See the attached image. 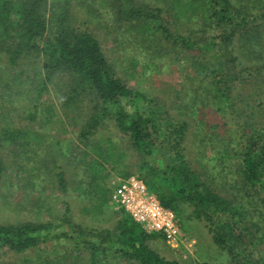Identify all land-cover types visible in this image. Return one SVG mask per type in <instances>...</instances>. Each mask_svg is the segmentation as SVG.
Masks as SVG:
<instances>
[{
    "label": "rangeland",
    "instance_id": "rangeland-1",
    "mask_svg": "<svg viewBox=\"0 0 264 264\" xmlns=\"http://www.w3.org/2000/svg\"><path fill=\"white\" fill-rule=\"evenodd\" d=\"M68 2L70 25L86 29L115 75L161 108L163 125L173 118L189 121L183 143L187 160L207 189L239 206L237 224L236 218L224 215L218 220L227 218L225 224L246 225L262 234L264 200L255 194L256 184L242 180L239 159L252 152L258 172L264 168V33H259L264 28V0H230L245 13L219 26L218 13L211 15L206 0H124L125 6L120 0ZM47 4L49 16L66 3ZM37 56L10 65L0 54V223L61 226L52 239L23 252L2 248L0 264H93V254L94 264H153L134 256L117 234L108 239L104 232L114 231L122 215L109 204L111 189L129 175L140 178L141 158L112 120L104 118L90 128L86 122L92 110L85 102L70 101L64 107L72 76L56 71L46 82L39 81L44 75ZM217 88L225 92L222 103L214 97ZM36 92L38 106L29 112ZM224 103L217 113L215 107ZM191 211L186 206L177 215L173 211L177 247L157 233L147 240L150 248L176 264H239L211 241L207 222ZM248 243L264 251V243Z\"/></svg>",
    "mask_w": 264,
    "mask_h": 264
},
{
    "label": "trees",
    "instance_id": "trees-1",
    "mask_svg": "<svg viewBox=\"0 0 264 264\" xmlns=\"http://www.w3.org/2000/svg\"><path fill=\"white\" fill-rule=\"evenodd\" d=\"M59 2L61 0H57V3ZM64 2L66 4L62 11L56 12V15L49 11L50 15L47 16V0H0V54L5 56L10 65H16L30 54H38L44 75V78L39 79L41 82L49 80L51 73L68 71L72 76L73 85L63 106L69 107L70 101L74 104L79 100L78 104L81 105L85 102L92 110L86 122L90 128H94L104 118L112 120L117 129L127 137L130 149L137 152L141 158L137 167L138 176L149 191L156 193L163 206L172 209L176 215L182 206L191 207V213L197 219L207 222L206 227L211 241L225 251L231 261L239 264H258L257 259L261 257L259 264L264 263V251L257 252L247 246L250 245L249 241H252L251 244H263L264 232L258 235L257 231L249 230L246 225L239 228L233 222L225 224L227 218L226 221L218 220V217L224 215L231 219L236 218L237 224L240 212L236 207L239 206L219 196L217 192L207 189L200 174L187 160L183 143L190 128L189 121L173 118L163 125L161 108L155 106V102L145 93L129 88L115 75L101 51L99 42L86 29L79 30L70 25V16L66 12V5L69 2L68 0ZM206 2L213 17L214 12L218 13L216 26L234 21L245 13L240 6L231 4L230 0ZM120 3L126 5L124 0H120ZM54 26L57 27V31H52ZM259 33L263 34L264 28L260 29ZM260 37L261 35L258 40ZM86 90L88 92L83 95L82 92ZM216 90L214 97L218 103L224 102L225 92L218 88ZM37 93L29 112L38 106L40 98ZM128 105L131 109H128ZM224 105L225 103L216 106L214 110L219 113ZM29 112L28 116L34 120L32 113ZM87 133L91 131L88 130ZM84 134L85 131L81 130L79 135L83 138ZM145 155L151 158L146 160ZM242 157L243 159H239L244 177L242 180L256 184L254 192L258 198L263 197L264 200L262 186L264 168L258 172L254 153L246 152ZM90 167L95 169L93 165ZM58 181L61 186L65 185L62 173H58ZM230 210L235 211L229 216L226 215ZM67 212L69 207L65 204V213ZM38 215L39 213L37 219ZM62 219V224L69 223L68 219ZM59 226L61 225L53 226L49 222L38 221L18 225L0 223V251L4 247L14 252L33 248L49 236L48 240L52 239ZM104 232L107 234L105 238L108 239L111 238L110 234H117L122 244L130 246L134 250V256L141 260L153 264H176L174 261L159 257L148 245L147 240L157 233L144 231L124 211L116 222L114 231ZM63 233L64 237L68 235ZM78 233L82 235L84 230L79 229ZM92 257L94 264L96 259L94 254Z\"/></svg>",
    "mask_w": 264,
    "mask_h": 264
},
{
    "label": "built area",
    "instance_id": "built-area-1",
    "mask_svg": "<svg viewBox=\"0 0 264 264\" xmlns=\"http://www.w3.org/2000/svg\"><path fill=\"white\" fill-rule=\"evenodd\" d=\"M109 204L128 214L144 231L162 234L170 247L178 246L179 228L173 210L163 206L140 178L129 175L116 184Z\"/></svg>",
    "mask_w": 264,
    "mask_h": 264
}]
</instances>
